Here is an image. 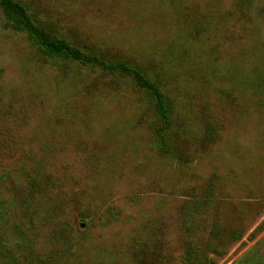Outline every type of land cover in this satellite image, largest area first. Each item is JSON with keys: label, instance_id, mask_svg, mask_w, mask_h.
I'll return each mask as SVG.
<instances>
[{"label": "rangeland", "instance_id": "obj_1", "mask_svg": "<svg viewBox=\"0 0 264 264\" xmlns=\"http://www.w3.org/2000/svg\"><path fill=\"white\" fill-rule=\"evenodd\" d=\"M15 1L97 61L0 7V264H264V0Z\"/></svg>", "mask_w": 264, "mask_h": 264}, {"label": "trees", "instance_id": "obj_2", "mask_svg": "<svg viewBox=\"0 0 264 264\" xmlns=\"http://www.w3.org/2000/svg\"><path fill=\"white\" fill-rule=\"evenodd\" d=\"M0 7L5 16V27L14 31L26 32L32 43L47 57L87 61L88 63L97 61L96 58L86 56L79 49L69 46L65 41L54 39L45 31L40 30L39 27L34 24L32 16L24 4L15 0H0ZM102 66L110 70H119L132 74L136 81L149 92L162 120L169 124L165 97L156 85L151 83L137 69L127 67L122 63L111 65L102 62ZM159 136L162 137L161 132H159Z\"/></svg>", "mask_w": 264, "mask_h": 264}]
</instances>
